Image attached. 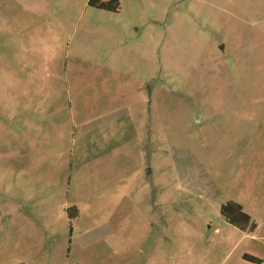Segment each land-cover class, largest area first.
Listing matches in <instances>:
<instances>
[{
	"label": "rangeland",
	"instance_id": "1",
	"mask_svg": "<svg viewBox=\"0 0 264 264\" xmlns=\"http://www.w3.org/2000/svg\"><path fill=\"white\" fill-rule=\"evenodd\" d=\"M87 1L0 0V264H264V0Z\"/></svg>",
	"mask_w": 264,
	"mask_h": 264
},
{
	"label": "trees",
	"instance_id": "2",
	"mask_svg": "<svg viewBox=\"0 0 264 264\" xmlns=\"http://www.w3.org/2000/svg\"><path fill=\"white\" fill-rule=\"evenodd\" d=\"M87 4L97 9L117 12L121 5V0H88ZM68 219L76 216L77 210L74 206L65 209ZM220 213L225 221L243 232H252L256 224L250 215L244 211L240 203L235 201H227L220 207ZM242 259L251 264H261L260 258L244 254ZM24 264V263H23Z\"/></svg>",
	"mask_w": 264,
	"mask_h": 264
},
{
	"label": "crops",
	"instance_id": "3",
	"mask_svg": "<svg viewBox=\"0 0 264 264\" xmlns=\"http://www.w3.org/2000/svg\"><path fill=\"white\" fill-rule=\"evenodd\" d=\"M140 50L139 47L137 48V51ZM139 52V51H138ZM134 55H136L137 57H139L137 54L134 53ZM139 65H140V61H137V60H133L132 61V73H137L139 74L141 72V70L139 69ZM133 76V75H132ZM131 76V77H132ZM134 101L131 102V105H123L122 108H121V111H120V114L125 115L126 117L128 116H131L132 119L134 118L133 116V109L131 110V107H135V104H137L138 106L140 105V102H141V94H140V90L137 91L135 94H134ZM120 127H124L123 125V122L120 123ZM244 254H247V255H251V256H254V257H257V258H260L258 255H255L253 253H248V252H243L241 256H243ZM248 263V262H247Z\"/></svg>",
	"mask_w": 264,
	"mask_h": 264
}]
</instances>
